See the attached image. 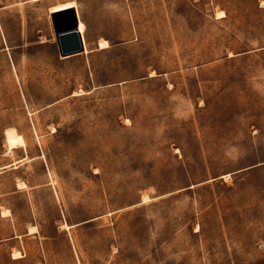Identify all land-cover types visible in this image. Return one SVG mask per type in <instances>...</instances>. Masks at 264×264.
<instances>
[{"label":"rangeland","instance_id":"1","mask_svg":"<svg viewBox=\"0 0 264 264\" xmlns=\"http://www.w3.org/2000/svg\"><path fill=\"white\" fill-rule=\"evenodd\" d=\"M63 1L0 0V264H264V0Z\"/></svg>","mask_w":264,"mask_h":264},{"label":"water","instance_id":"2","mask_svg":"<svg viewBox=\"0 0 264 264\" xmlns=\"http://www.w3.org/2000/svg\"><path fill=\"white\" fill-rule=\"evenodd\" d=\"M75 7H69L52 13L54 28L60 53L69 56L84 52L86 46L79 29V16Z\"/></svg>","mask_w":264,"mask_h":264},{"label":"bare ground","instance_id":"3","mask_svg":"<svg viewBox=\"0 0 264 264\" xmlns=\"http://www.w3.org/2000/svg\"><path fill=\"white\" fill-rule=\"evenodd\" d=\"M77 5H78V3L76 1H74V0L67 1V2H63V3L56 4L54 6H51L50 11L53 12V11L65 9V8H68V7H74V6H77ZM79 29H80L81 33H84L86 31V24H85L84 20H82V19H80ZM99 42H100V47L101 48H105V47H108L110 45V43H109V41L107 39H103L102 41H99ZM85 51L89 52L87 46H86V50ZM77 92L75 91V93H77ZM26 187H27V182L26 181H22V182L18 183V188H26ZM146 198L148 199V197H146ZM11 214H13V213H12L11 209H9V208H4L2 210V215L3 216H9ZM65 227L66 228H68V227L70 228V225L69 224H65ZM38 231H39V228L36 225H32L30 227V229H29V233H37ZM13 257L14 258L22 257V252L20 250H15L13 252Z\"/></svg>","mask_w":264,"mask_h":264},{"label":"crops","instance_id":"4","mask_svg":"<svg viewBox=\"0 0 264 264\" xmlns=\"http://www.w3.org/2000/svg\"><path fill=\"white\" fill-rule=\"evenodd\" d=\"M67 1H72V0H66V1H63V2H67ZM74 1H76V0H74ZM63 2H59V3H63ZM77 2V1H76ZM59 3H55V4H53V5H51V6H54V5H56V4H59ZM78 3V2H77ZM51 6L49 7V11H50V8H51ZM76 9H77V12H78V16H79V19H82L81 18V14H80V12H79V3H78V5L77 6H74ZM69 8V7H68ZM66 9V8H65ZM62 10V9H61ZM57 11H59V10H57ZM53 12H55V11H53ZM52 11H50V13H51V16H52V13H53ZM53 20V19H52ZM83 20V19H82ZM85 22V21H84ZM79 24H80V22H79ZM85 24H86V22H85ZM86 29H87V24H86ZM81 33V32H80ZM85 33V32H84ZM84 33H82V35H83V38H84V43H85V46H86V41H85V37H84ZM53 42L56 44V46L58 47V49H59V45H58V42H57V35H56V31H55V37H54V40H53ZM60 50V49H59ZM61 51V50H60ZM84 52H86V51H84ZM78 54V53H77ZM26 146V145H25ZM25 146H20V147H17V148H15L14 149V151H13V153L12 154H14L16 151H20L23 147H25ZM6 153L7 154H9L7 151H6ZM26 157H27V155L26 156H23V157H21L20 159H15V160H13L12 162H10V163H8V164H4V165H2V166H0V173H3V172H6V171H8V170H12V169H14V168H18L21 164H23L24 162H25V160H26ZM18 163V166H15V164H17ZM0 215H2V210H0ZM9 216H12V214L11 215H9ZM9 216H3L2 215V217H9ZM29 229H30V227H28V231H29ZM38 233V232H37ZM12 256H13V254H12ZM14 258V257H13ZM14 259H17V258H14Z\"/></svg>","mask_w":264,"mask_h":264}]
</instances>
